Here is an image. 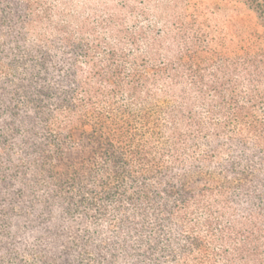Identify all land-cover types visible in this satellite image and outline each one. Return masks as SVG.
Returning <instances> with one entry per match:
<instances>
[{"label":"trees","instance_id":"16d2710c","mask_svg":"<svg viewBox=\"0 0 264 264\" xmlns=\"http://www.w3.org/2000/svg\"><path fill=\"white\" fill-rule=\"evenodd\" d=\"M153 1L0 0V264H264V0Z\"/></svg>","mask_w":264,"mask_h":264},{"label":"rangeland","instance_id":"374dc122","mask_svg":"<svg viewBox=\"0 0 264 264\" xmlns=\"http://www.w3.org/2000/svg\"><path fill=\"white\" fill-rule=\"evenodd\" d=\"M52 7V21L53 24L67 23L73 28V30H78V27L82 25L86 27L83 31L84 38L88 40L98 38L99 41H117L114 35V29H108L101 26L100 23L105 21L107 17H118L120 19H125L123 28L132 29L134 22L138 25L144 26L148 25L153 29L155 33L162 31V23H158L159 19L163 17L158 15L156 10L155 2L146 7L145 19L141 18V13L139 10L131 17H127V9L122 8L123 1L127 2L129 8H140V0H48ZM145 20V21H144ZM94 34V37L92 35ZM37 38H29L27 41L32 44L33 41H60V36L51 28L39 29L35 35Z\"/></svg>","mask_w":264,"mask_h":264}]
</instances>
